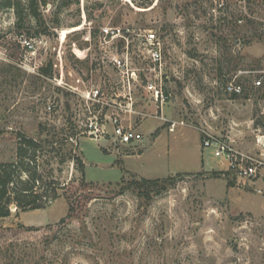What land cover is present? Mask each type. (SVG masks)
<instances>
[{"label": "rangeland", "instance_id": "obj_1", "mask_svg": "<svg viewBox=\"0 0 264 264\" xmlns=\"http://www.w3.org/2000/svg\"><path fill=\"white\" fill-rule=\"evenodd\" d=\"M96 1L50 0L39 26L12 0L22 4L19 30L0 0V164L16 161L23 133L42 142L43 182L63 187L47 207L13 206L0 219V264H264V86L254 87L264 75V1L242 25L216 0ZM106 27L127 39L106 41ZM232 81L242 96L226 91ZM152 82L169 96L160 109ZM99 88L104 102H88ZM116 116L144 140H114ZM172 122L184 124L170 132ZM203 131L246 154L256 175L215 159ZM78 159L94 183L89 202H79ZM143 179L174 181L145 195L133 183ZM64 193L78 198L70 217Z\"/></svg>", "mask_w": 264, "mask_h": 264}, {"label": "trees", "instance_id": "obj_2", "mask_svg": "<svg viewBox=\"0 0 264 264\" xmlns=\"http://www.w3.org/2000/svg\"><path fill=\"white\" fill-rule=\"evenodd\" d=\"M5 6L12 8L17 16V28H24L25 20L21 10L22 4L12 5V0H4ZM25 4V12L33 19V22H42V16L38 14V9L47 6L50 0H22ZM79 3V0H76ZM94 3V2H93ZM95 5H100V0H97ZM43 72L48 73L49 69L42 68ZM42 142L26 136L23 133L19 134L17 159L10 163L0 164V219L7 218L12 215V207L15 206L18 210L24 212L30 210H39L47 207L51 200H56L61 195L59 189L63 190L61 184H48L43 182L42 172L40 170V149ZM80 172L83 176L80 182V190L83 191V196H80L79 202H89L93 199L92 194H89L88 187L94 183H89L84 180L85 167L83 162L78 159ZM174 180H148L143 179L133 182L138 189L147 191L148 189H158L157 193L161 194L165 191L168 185H171ZM66 191V190H65ZM78 193V192H76ZM68 201V217L73 216L78 208L77 199L73 200L74 195L66 196ZM65 221V220H63ZM34 230V228L32 229Z\"/></svg>", "mask_w": 264, "mask_h": 264}, {"label": "built area", "instance_id": "obj_3", "mask_svg": "<svg viewBox=\"0 0 264 264\" xmlns=\"http://www.w3.org/2000/svg\"><path fill=\"white\" fill-rule=\"evenodd\" d=\"M260 0H216V10L224 17L228 16L229 12L236 14V21L238 24L242 25L245 22H254L257 20L255 12L252 10V6L258 3ZM264 1V0H262ZM264 24V20H261ZM102 36L107 41H115L120 39H127L124 31L121 28L106 27L102 29ZM146 45L151 49L152 61L155 65L162 67V53H161V43L159 38L155 33H148L146 37ZM114 63L116 67L124 69L127 64L122 59H115ZM157 69V68H156ZM159 77V76H158ZM264 86V75H262L258 80L255 81L254 87L260 88ZM152 88V98L154 99L158 108H162L169 101V96L164 92L162 87L156 86L155 82L150 84ZM226 91L234 96H242L244 94V88L235 81L226 84ZM85 99L88 102L103 103V93L101 89H92L88 94H84ZM162 121H167L164 115L158 116ZM114 124L113 128V138L119 144L127 146L135 142H141L144 140L142 133L137 132L133 128L123 125L119 118L116 116L111 118ZM92 122L89 126V131L96 138L102 137L104 131L102 125L98 126V122ZM178 124H184V122H172L169 126L170 132H175ZM100 133V134H98ZM102 133V135H101ZM204 136L202 140V147L211 153V155L220 160V162H227L231 169L243 170L241 175L244 176H254L256 175V168L254 165L247 166L244 161L247 160L248 156L242 152H239L231 147L227 142L221 141L214 135L203 131ZM262 163V162H261ZM263 164V163H262Z\"/></svg>", "mask_w": 264, "mask_h": 264}]
</instances>
